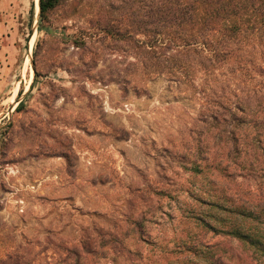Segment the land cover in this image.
Returning <instances> with one entry per match:
<instances>
[{"label":"rangeland","instance_id":"rangeland-1","mask_svg":"<svg viewBox=\"0 0 264 264\" xmlns=\"http://www.w3.org/2000/svg\"><path fill=\"white\" fill-rule=\"evenodd\" d=\"M20 1L26 22L0 68V264H194L214 245L240 255L203 226L221 228L213 218L227 213L208 205L219 195L264 200L261 175L224 160L228 117L206 126L185 86L123 72L125 45L76 47L91 21L120 12L82 0L39 28L34 0ZM241 141L230 157L243 166Z\"/></svg>","mask_w":264,"mask_h":264},{"label":"trees","instance_id":"trees-1","mask_svg":"<svg viewBox=\"0 0 264 264\" xmlns=\"http://www.w3.org/2000/svg\"><path fill=\"white\" fill-rule=\"evenodd\" d=\"M96 1L101 2L98 10H108L104 11L108 17L115 12L121 16L91 21L93 27L74 42L76 47L104 39L125 45L128 53L121 57L123 72H138L148 79L164 76L176 86H185L200 105L206 126L215 128L221 116L232 122L225 143L232 147L223 153L224 160L264 179V0ZM67 6H72L69 16L73 15L82 8V0H39V28L41 23L52 26L51 14ZM33 10L32 2L29 24ZM120 82L127 85V77ZM22 106L19 103L15 111ZM241 125L251 126L255 134L246 133L241 141L234 134ZM239 141L242 151L250 152H245L243 166L230 157L238 154ZM192 169L200 170L197 165ZM241 201L239 195H219L216 201H209L210 207L227 216L213 218L220 229L203 226L236 242L242 253L231 256L219 245L200 246L194 256L201 262L194 264H264V200L250 206ZM257 210L262 211V219Z\"/></svg>","mask_w":264,"mask_h":264},{"label":"crops","instance_id":"crops-1","mask_svg":"<svg viewBox=\"0 0 264 264\" xmlns=\"http://www.w3.org/2000/svg\"><path fill=\"white\" fill-rule=\"evenodd\" d=\"M28 9V20L29 22ZM25 13L23 12L20 0H0V68L8 57L6 53L11 52L13 47H16L15 30L23 27L25 24ZM28 26V23L26 24Z\"/></svg>","mask_w":264,"mask_h":264},{"label":"bare ground","instance_id":"bare-ground-1","mask_svg":"<svg viewBox=\"0 0 264 264\" xmlns=\"http://www.w3.org/2000/svg\"><path fill=\"white\" fill-rule=\"evenodd\" d=\"M38 2H39V0H34V14H35V16H37L38 13H39ZM33 42H34V37L31 39V41L29 43V48L30 49L33 47Z\"/></svg>","mask_w":264,"mask_h":264},{"label":"water","instance_id":"water-1","mask_svg":"<svg viewBox=\"0 0 264 264\" xmlns=\"http://www.w3.org/2000/svg\"><path fill=\"white\" fill-rule=\"evenodd\" d=\"M38 6H39V2H38Z\"/></svg>","mask_w":264,"mask_h":264}]
</instances>
